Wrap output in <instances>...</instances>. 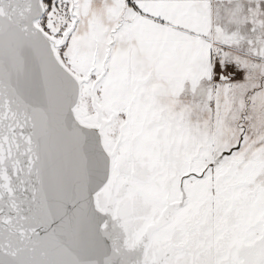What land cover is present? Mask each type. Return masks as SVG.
<instances>
[{"label": "snow or ice", "instance_id": "6c2138e0", "mask_svg": "<svg viewBox=\"0 0 264 264\" xmlns=\"http://www.w3.org/2000/svg\"><path fill=\"white\" fill-rule=\"evenodd\" d=\"M0 264H264V0H0Z\"/></svg>", "mask_w": 264, "mask_h": 264}]
</instances>
